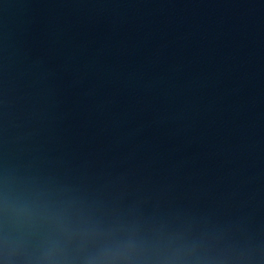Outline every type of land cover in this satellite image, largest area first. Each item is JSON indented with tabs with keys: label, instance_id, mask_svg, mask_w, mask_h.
I'll return each instance as SVG.
<instances>
[{
	"label": "water",
	"instance_id": "1",
	"mask_svg": "<svg viewBox=\"0 0 264 264\" xmlns=\"http://www.w3.org/2000/svg\"><path fill=\"white\" fill-rule=\"evenodd\" d=\"M6 154L264 233V0H0Z\"/></svg>",
	"mask_w": 264,
	"mask_h": 264
},
{
	"label": "clouds",
	"instance_id": "2",
	"mask_svg": "<svg viewBox=\"0 0 264 264\" xmlns=\"http://www.w3.org/2000/svg\"><path fill=\"white\" fill-rule=\"evenodd\" d=\"M111 174L66 179L10 154L0 167V264H264V233L229 219L120 206Z\"/></svg>",
	"mask_w": 264,
	"mask_h": 264
}]
</instances>
